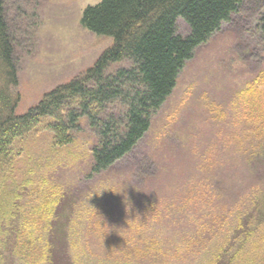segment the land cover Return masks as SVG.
I'll return each instance as SVG.
<instances>
[{"label":"rangeland","instance_id":"374dc122","mask_svg":"<svg viewBox=\"0 0 264 264\" xmlns=\"http://www.w3.org/2000/svg\"><path fill=\"white\" fill-rule=\"evenodd\" d=\"M4 1L15 39L16 89L21 94L17 114L57 85L82 75L113 43L112 36L97 34L81 22L84 9L102 0ZM263 10L264 0H244L197 47L147 133L113 167L94 171L92 149L98 135L82 115L69 144L55 145L49 130L16 139L15 150L21 152L16 178L32 179L34 174L38 180L29 189L37 192L57 187V212L77 222L76 228L68 226L71 230L121 240L136 234L137 224L148 238L166 239L163 244L173 252L200 216H211L212 207H249L253 191L264 196V149L249 137L236 106L241 90L264 70L259 29ZM177 27L180 34H188L182 18ZM132 65L129 58L111 62L104 74Z\"/></svg>","mask_w":264,"mask_h":264},{"label":"trees","instance_id":"16d2710c","mask_svg":"<svg viewBox=\"0 0 264 264\" xmlns=\"http://www.w3.org/2000/svg\"><path fill=\"white\" fill-rule=\"evenodd\" d=\"M243 2L102 0L89 5L82 24L112 36L113 43L82 75L57 85L25 113L17 114L21 94L16 89L15 39L5 1L0 0V264H190L198 255L199 262L193 264H264V196L260 192L250 194L248 208L234 205L216 211L212 207L211 216L209 212L200 216L173 252L163 244L166 239L148 238L137 224L136 234L121 240L71 230L68 226L76 228L77 222L57 212V187L37 192L29 189L37 176L16 178L21 154L15 150L16 139L49 130L55 145L69 144L82 115H87L98 135L92 149L94 171L113 167L147 133L197 47L230 20ZM179 18L189 26L187 35L178 32ZM259 29L264 38V10ZM124 58L133 65L105 76L111 62ZM241 92V104L236 107L249 137L264 149V70ZM28 196L35 200H25Z\"/></svg>","mask_w":264,"mask_h":264}]
</instances>
